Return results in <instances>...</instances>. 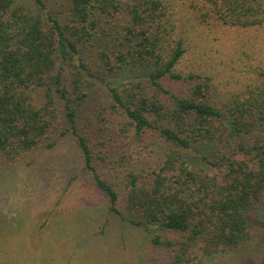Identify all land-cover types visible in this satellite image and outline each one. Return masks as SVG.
Masks as SVG:
<instances>
[{
  "label": "trees",
  "instance_id": "1",
  "mask_svg": "<svg viewBox=\"0 0 264 264\" xmlns=\"http://www.w3.org/2000/svg\"><path fill=\"white\" fill-rule=\"evenodd\" d=\"M200 1L209 6L202 22L264 25V0ZM176 13L172 0H62L56 11L44 0H0V180L71 140L108 211L167 254L164 264H191L196 249L231 252L254 235L264 73L219 100L211 76L178 67L186 46ZM124 73L133 77L118 82ZM111 128L123 150L97 141ZM55 250L34 257L45 264Z\"/></svg>",
  "mask_w": 264,
  "mask_h": 264
},
{
  "label": "rangeland",
  "instance_id": "2",
  "mask_svg": "<svg viewBox=\"0 0 264 264\" xmlns=\"http://www.w3.org/2000/svg\"><path fill=\"white\" fill-rule=\"evenodd\" d=\"M44 1L56 11L62 0ZM172 1L186 46L179 69L211 76L219 100L261 81L264 25L231 26L212 16L209 22H202L200 14L208 9V4L200 0ZM132 77L124 73L117 81ZM105 91L101 83L86 106L93 109ZM114 132L111 128L98 134L97 141L104 142L110 150H123L121 138H110L116 136ZM36 153L31 165L22 166L15 173L16 179L9 176L0 180V212L10 214L0 220V264H40L35 257L42 248L51 251L54 246L55 255L45 264L165 263L167 254L152 247L142 232L128 227L117 214L108 211V198L96 189L92 176L82 170L80 151L71 140L64 139L57 148ZM74 175L78 176L67 184ZM39 187L45 188V198L36 205L29 203ZM17 208L28 211L18 217L14 213ZM250 216L254 235L246 244L231 252L210 255L196 249L191 264H264V196Z\"/></svg>",
  "mask_w": 264,
  "mask_h": 264
}]
</instances>
